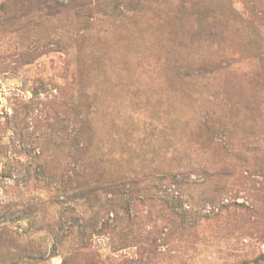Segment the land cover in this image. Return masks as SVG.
Segmentation results:
<instances>
[{
  "label": "rangeland",
  "instance_id": "1",
  "mask_svg": "<svg viewBox=\"0 0 264 264\" xmlns=\"http://www.w3.org/2000/svg\"><path fill=\"white\" fill-rule=\"evenodd\" d=\"M0 264H264V0H0Z\"/></svg>",
  "mask_w": 264,
  "mask_h": 264
}]
</instances>
